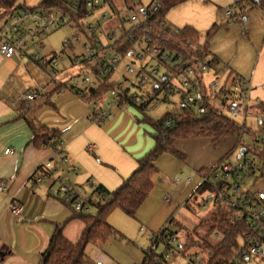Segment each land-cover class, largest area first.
<instances>
[{
    "label": "crops",
    "instance_id": "obj_1",
    "mask_svg": "<svg viewBox=\"0 0 264 264\" xmlns=\"http://www.w3.org/2000/svg\"><path fill=\"white\" fill-rule=\"evenodd\" d=\"M31 1L32 3L27 4L25 0L26 5L35 7L41 0ZM97 17L88 16L85 19H89L87 22H94ZM249 18L247 14L243 22H248ZM166 20L172 26H176L173 22H177L199 32L196 20L185 23L171 14L167 15ZM249 24L245 25L244 32L250 39L252 31L247 29L252 27ZM45 40L43 50H38L33 43H29L22 53H16L12 58H5L0 54V183L5 184V189L0 193L1 264H40L42 254L58 225L63 226L64 235L69 241L77 243L81 238L85 224L79 217L80 214L74 212L56 194L58 187L50 182L49 177L36 183L37 177L48 174L60 178L65 184L87 196L92 195L96 186L112 192L137 169L139 160L155 145L152 137L154 130L140 122L143 114L133 105L115 109L112 117L99 124L92 122L91 102L95 100L88 102L71 89L55 91L56 84L49 82V68H44L31 59L35 54L50 58L63 50L62 48L57 52L51 46H46ZM102 40L105 41V38ZM85 44L86 42L74 44L64 54L65 58L70 63L75 58H83ZM210 52V58L216 57L218 60L219 68L220 58L211 50ZM118 70L117 67L115 74ZM42 85H47V88L34 104L23 109L11 106V101L17 94ZM175 97L178 98V102L174 104L177 106L180 96L174 95ZM24 113L28 121L22 117ZM41 127L56 129L61 133L60 140L64 142V149L60 154L56 155L51 148L34 146L32 140ZM186 140L189 142L192 139L178 140L175 143L185 157L187 154L183 148ZM92 145L95 148L89 151L88 148ZM6 150H12L13 153L7 154ZM227 156H231V153L225 155ZM64 157L68 162L62 163ZM225 157L209 164L202 161L197 172L210 169ZM155 189L157 190L154 181L150 196L136 215L140 224L142 221L151 226L154 222L156 215L146 216L142 211L153 202ZM12 203L23 205L22 216L15 217L11 214ZM128 217L130 216L120 209L111 213L108 220L119 230V235L112 236L103 246L90 244L86 250L92 260L90 264H129V257H122L117 248L118 243L125 241L130 235L128 230L133 223Z\"/></svg>",
    "mask_w": 264,
    "mask_h": 264
},
{
    "label": "built area",
    "instance_id": "obj_2",
    "mask_svg": "<svg viewBox=\"0 0 264 264\" xmlns=\"http://www.w3.org/2000/svg\"><path fill=\"white\" fill-rule=\"evenodd\" d=\"M130 1L133 6L140 9L141 19L138 16L121 18L119 10L113 5L112 0H63L65 6L71 12L79 13L82 10H87L88 14L83 19L88 16H98L94 22L84 23L83 19L81 21L90 37H94V41H87L84 46V57L75 58L72 62V65L77 66L80 72L77 76L72 77L71 84L58 79V73H60L58 70L65 60L64 54L76 42H79V35H75L72 39L65 38L63 50L60 53H55L50 58L35 54L31 58L32 61L44 68H49L51 82L57 85L67 84L73 88L72 90L80 98L91 102L90 89H98L101 82L91 73V68L85 66V62L92 63L95 61L101 63L102 76H107L112 68L116 70L123 58L108 53V49L115 47L122 37L127 38L129 29H139L146 26L150 15L155 14L161 8L159 0H149L147 5L144 3L145 0ZM108 2H111L110 9L112 12L119 17L118 30H105V25L111 18L110 11H103L100 15H96V10ZM235 2L237 3V0ZM227 14L232 16L233 11L227 10ZM126 22L131 23V26L127 28L125 26ZM72 23L74 22L70 14L65 10H45L25 5L17 11L10 12L3 21H0V54L5 58H12L16 53H22V50L29 43H33L38 50H43L47 33L60 30ZM162 26L171 29L175 33L180 32V29L169 24L166 18L162 21ZM118 31L120 34H118ZM244 34L247 35L246 32ZM128 36L134 43V49L138 43L143 45L140 51L135 49L134 54L129 57H134L141 62L144 58H147L148 61L141 63L139 69H136L133 64L125 65L126 74L134 76V81L124 77L123 81L118 82L116 84L117 91L114 93L113 99L106 102L105 108L91 102L92 122L101 124L113 116L115 109L122 108L125 105L140 104L143 98L141 94L134 91L137 87L143 89L149 84H153V87L159 90L164 100L170 99L172 95L185 94L186 103L192 106L200 115L206 114L210 106H213L230 118L239 115H244V118H246L251 99L252 86L250 82L240 76L233 77V73H230L223 83L214 82L209 86L206 84L207 74L219 66V63L211 66L209 64L210 57L205 60H198L200 67L195 69V66L189 64L183 55L155 45L149 37H137L132 34H128ZM103 38H105V41L102 40ZM162 78L165 84L159 82ZM176 80H179V82L175 84ZM125 83L128 85H125ZM128 87L131 89L126 92ZM46 88L47 85H42L24 90L13 98L11 106L18 109L31 106L40 98ZM260 123L264 124V120ZM168 125H171V123L168 122ZM236 136L239 143H241L244 134L238 133ZM252 136H254V146H244L235 161L227 156L208 169L205 175L201 176V185L207 187L204 192L210 194L204 204H213L215 209L217 207L226 208L232 212L235 223H245L249 227V231L242 236L244 243L240 245L242 248L241 258H247V260L263 254L264 250V191L253 189L257 178L264 177V158L256 153L258 143L262 145V149L264 148V139L260 140L256 135ZM94 148L95 145H92L88 150L93 151ZM63 149L64 142L60 141L57 148L52 150L58 155ZM6 153L12 154L13 151L6 150ZM66 162H68L67 158H62V163ZM73 171L76 173V169ZM48 177L51 179L50 182L58 187L56 194L74 212L78 214H90L92 212L95 198L82 194L74 187L65 184L60 178L45 174L37 177L35 181L41 183L44 178ZM248 182H252V185L248 186ZM4 189L5 184L0 183V193ZM165 200L169 201L170 199L165 197ZM10 212L15 217H20L23 215L24 207L21 204L12 203ZM164 230H167L164 239L161 240L157 237L154 240L155 247H158L160 243H164L166 247L165 252L160 255L159 263H167L172 257H178L183 251L182 247L179 251L174 247L176 235L168 231V227ZM193 257L197 261L201 259L198 254ZM1 262L2 259L0 258V264Z\"/></svg>",
    "mask_w": 264,
    "mask_h": 264
},
{
    "label": "rangeland",
    "instance_id": "obj_3",
    "mask_svg": "<svg viewBox=\"0 0 264 264\" xmlns=\"http://www.w3.org/2000/svg\"><path fill=\"white\" fill-rule=\"evenodd\" d=\"M33 1L36 2L37 0ZM235 1L189 0L173 7L167 15L171 14L183 22L196 20L198 22L196 27L201 35V42L206 40L208 32L214 30L210 38L209 48L220 58L221 63L219 68L211 70L207 74L206 84L210 86L214 82L223 83L230 73H233V77L239 75L251 83V99L246 118H244V115L231 117L239 124H246L247 128H250L254 134L246 133L241 139V143H239L237 136L226 137L217 147H214L212 140L207 138L192 139L189 142L186 140L183 149L186 151L187 156L183 160L171 153H165L157 160L156 165L159 173L154 178L155 188H157L153 195L155 197L151 205L145 207L142 211V214L146 216L156 215L154 222L149 226L142 221H140L142 223L140 224L137 221V217H128L130 222L133 223V226L128 230L130 235L127 236L125 241L117 245L122 257L133 258V260L127 259L129 264H142L145 253L151 248H155L153 250L157 255L164 253L166 249L164 243H160L158 247H155L154 240L166 227L169 228L168 231L176 235L174 247L178 251L187 242L189 233L192 237L193 235L195 236V240H201L202 237H206L212 226L210 222L202 225L198 230V234L195 233V229L204 219L208 220L211 218L215 208L213 204H204V201L210 195L208 192L196 193V189L202 181L197 172L199 165L202 161H206L209 164L218 158L225 157L229 153H231L229 159L235 161L244 146H254V136L252 135H256L260 140L264 139V124L260 123V121L264 120V112L259 107L260 103H264V9L261 6L251 7L250 5L241 9ZM24 2L25 0H17L18 5ZM148 2L149 0H145V5ZM26 3L30 4L32 1L26 0ZM112 3L119 10L121 18L138 16L141 19L140 9L133 6L130 0H112ZM110 4L111 2H108L96 10V15H100L103 11L111 12V18L105 25L106 31L116 30L120 23L119 17L110 9ZM227 10H232L233 15H228ZM8 14L1 17L0 21H3ZM247 14L250 17L249 21L243 22ZM88 20L85 19L83 22L86 23ZM173 23L176 25L173 26L178 29L186 25L182 26L177 22ZM248 23L253 29H247L249 32L252 31L250 39L244 34V31H246L245 25H248ZM125 26L128 28L131 23L126 22ZM76 34L80 37L79 42L76 43H87L85 34L75 23H72L60 30L47 33L45 37L46 46L49 45L57 52H60L64 39H72ZM118 34H120L119 31ZM142 48V44L138 43L135 45L136 51H140ZM147 61V58H144L142 62L134 57L123 58L118 66V72L112 76L109 83L117 84L123 81L124 77L134 81V76L126 74L125 65L133 64L136 69H139L141 63ZM58 71H60L58 73V76H60L59 80L70 84L72 77L77 76L80 72L77 66L74 67L67 58L62 62ZM90 75L92 76V74ZM176 81L175 84L179 82V80ZM49 82L53 84L51 80ZM125 85L128 84L125 83ZM143 89L153 95V84H149ZM116 91L117 87L115 85L113 90H109L104 97L95 100V103L100 107H105L106 102L113 99ZM177 102L178 98H174V95L171 96L169 101H165L163 96L159 94L157 98H154L148 104L146 113L153 120H162L174 110L176 107L174 104ZM256 147L259 150L262 149L260 143ZM180 151L182 152V150ZM251 185L252 182H248V186ZM253 189L264 191V177L257 178ZM165 197L170 200H164ZM97 212V207H94L90 214L96 215ZM171 220L172 222H170ZM142 229L144 230L142 231ZM208 240L215 244L218 242V237L210 235ZM238 241L240 245L244 243L242 238L238 239ZM189 253L193 256L198 254L201 259L196 263H191L190 257H186L187 254H180L176 258L172 257L165 264H199L207 256L203 250L198 248L189 249ZM251 264H264L263 254L254 256Z\"/></svg>",
    "mask_w": 264,
    "mask_h": 264
},
{
    "label": "trees",
    "instance_id": "obj_4",
    "mask_svg": "<svg viewBox=\"0 0 264 264\" xmlns=\"http://www.w3.org/2000/svg\"><path fill=\"white\" fill-rule=\"evenodd\" d=\"M161 8L158 12L150 15L149 22L142 28L129 29L127 38L122 37L115 47L108 49V53L118 55L121 58H128L134 54V43L131 41L128 34L136 35L137 37H149L155 45L175 51L183 55L184 59L193 64L195 69H199V61L205 60L211 56L210 38L214 30L207 33L206 40L201 42L200 33L193 27L187 26L180 29L179 33L173 32L169 28L162 26V21L166 18L168 12L173 8L189 0H159ZM241 9L248 5L251 7L261 6L264 9V0H237L236 3ZM26 3L17 4V0H0V18L4 15L17 11L24 7ZM45 10H65L67 11L72 21L85 34L88 42H93L94 37H90L85 25L81 22L88 14L87 10H82L79 13L71 12L65 6L63 0H41L37 6ZM219 63L216 57L211 58L209 64L214 66ZM87 68H91L97 79L101 82L98 89H90L91 100H97L109 91L113 90L115 83L110 84L109 80L115 74V68L107 76H102L101 63L93 61L92 63L85 62ZM101 66V67H100ZM161 84L163 78L159 80ZM55 91L73 89L69 85H56ZM131 89L130 87L127 88ZM133 89V88H132ZM135 93L141 94L143 101L140 104H131L143 114L140 122L145 123L154 130L152 135L155 145L139 160L137 169L123 181V183L114 191L109 192L102 186H96L91 195L94 199L93 206L97 207L96 215L80 214V218L85 224V228L77 243L69 241L63 232V226L58 225L47 249L43 252L40 264H90L91 258L87 254V248L90 244L103 246L107 241L115 235H119L109 222L108 218L111 213L120 209L130 217H136L138 211L150 196L154 188V177L159 173L156 165L157 160L165 153H171L179 159L183 160L185 155L181 153L175 146L178 140L194 139V138H211L214 147L226 137L236 136L238 133L252 134L253 131L247 128L246 125L237 123L234 119L222 114L218 109L210 106L206 114H198L194 108L186 103L185 94H180V102L174 110L168 113L162 120H153L147 113L148 104L157 98L160 94L159 90L153 87V95L150 92L144 91L137 87ZM165 100V101H169ZM260 109L264 112V103L259 104ZM23 109V108H21ZM22 117L28 121L26 113ZM168 122L171 125H168ZM33 127V125L31 124ZM60 132L56 129L41 127L35 134L32 142L37 148H57L60 143ZM254 134V133H253ZM256 151V150H255ZM256 153L264 158V148L257 149ZM60 154V153H59ZM208 170L201 169L198 173L203 176ZM207 187L200 185L196 189V193H203ZM172 222V220L170 221ZM211 223L212 226L206 237L201 240H195V236L189 233L187 242L182 245V254H187L190 257L191 263H196L197 260L191 257L189 249L198 248L203 250L207 256L199 264H251L253 258H241V246L238 239L242 238L245 232L249 231V227L245 223H235L233 214L226 208L217 207L210 219H204L203 222L195 229L198 234L199 228ZM167 230H162L158 235L161 240L166 236ZM210 235L218 237L217 243H211L208 240ZM189 253V254H188ZM160 255H157L153 248L145 253V258L142 264H165L159 263Z\"/></svg>",
    "mask_w": 264,
    "mask_h": 264
},
{
    "label": "water",
    "instance_id": "obj_5",
    "mask_svg": "<svg viewBox=\"0 0 264 264\" xmlns=\"http://www.w3.org/2000/svg\"><path fill=\"white\" fill-rule=\"evenodd\" d=\"M242 153H243V151H242ZM263 256H264V250H263Z\"/></svg>",
    "mask_w": 264,
    "mask_h": 264
}]
</instances>
